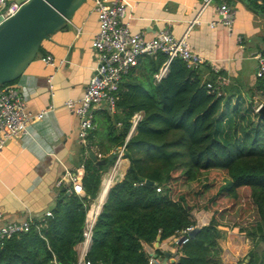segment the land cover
Here are the masks:
<instances>
[{
	"label": "trees",
	"instance_id": "1",
	"mask_svg": "<svg viewBox=\"0 0 264 264\" xmlns=\"http://www.w3.org/2000/svg\"><path fill=\"white\" fill-rule=\"evenodd\" d=\"M248 5L264 12V0ZM166 57L162 51L141 57L120 82L116 111L100 110L108 143L100 149L103 154L124 141L132 115L142 112L126 142L129 166L123 176L104 198L100 186L106 165L87 155L80 178L84 193L61 186L51 215L37 216L39 229L0 239V264H76L75 246L98 194L93 208L104 200L87 251L94 264H148L146 243L191 225L200 227L167 264H224L222 226L264 241V119L241 94L210 90L206 81L216 74L210 71L204 78L201 68L187 67L180 57L155 81ZM257 79L256 88L264 90V77ZM102 157L108 161V155ZM201 210L210 212L206 222L197 215ZM235 213L237 221L229 223L228 214ZM250 213L254 219L243 222ZM155 252L165 255L159 248ZM247 254L245 264H264L256 250Z\"/></svg>",
	"mask_w": 264,
	"mask_h": 264
},
{
	"label": "crops",
	"instance_id": "2",
	"mask_svg": "<svg viewBox=\"0 0 264 264\" xmlns=\"http://www.w3.org/2000/svg\"><path fill=\"white\" fill-rule=\"evenodd\" d=\"M128 1L132 5L129 22L133 31H143L151 37L166 26L175 36H181L188 29L187 40L191 49L206 61L201 67L204 78L210 71L214 73L212 68L217 67L221 74L230 78L225 87L228 92L233 90L248 101L264 95L263 89L256 88L258 79L253 55L256 50L264 48V20L248 4L239 0H212L199 10L201 0ZM223 1L235 9L231 30L220 23L209 24L217 17L216 6ZM195 17L197 21H193ZM97 29L93 0H86L63 28L41 42L39 55L13 82L20 88L31 111H46L42 117L29 122L26 133L8 139L0 153V209L5 220H21L28 212L43 215L53 208L60 188L57 180L66 169L81 175L85 171L87 155L78 138V116L68 109L65 101L83 95L95 64L91 40ZM238 35L241 36L240 41ZM245 39L247 45L244 44ZM244 47H249V52L246 53ZM45 54L53 56L52 64L41 59ZM245 59L252 60L247 64V72H243ZM103 117L100 110L96 111V126L89 139L90 148L87 147L101 154L100 149H105L108 144L102 130ZM113 149L114 146L106 154ZM123 159L126 162L119 178L129 166V159ZM108 172L103 171L101 181ZM98 200L99 194L90 202V208ZM222 230L219 242L224 264H236L238 261L245 264L250 250H256L260 259L264 257V241L252 240L236 228L222 226ZM75 247L77 249L78 245ZM145 248L149 253H155L156 248L165 254L168 252L169 260L177 257L174 256L177 245L172 237L146 243Z\"/></svg>",
	"mask_w": 264,
	"mask_h": 264
},
{
	"label": "built area",
	"instance_id": "3",
	"mask_svg": "<svg viewBox=\"0 0 264 264\" xmlns=\"http://www.w3.org/2000/svg\"><path fill=\"white\" fill-rule=\"evenodd\" d=\"M27 0H0V23L15 14L21 5ZM212 0H201V9ZM93 7L97 15L98 29L91 40V46L95 53V64L92 73L85 85L83 95L79 98H68L65 105L70 111L78 116V138L80 143L86 148L88 155L89 136L95 128V113L105 109L109 113H114L117 109L116 101L119 93L120 82L123 74L129 72L137 65L139 59L145 55H155L159 51L166 53L167 57L157 72L154 73V80L159 81L168 70L170 61L174 57H180L187 67L201 68L205 59L194 52L187 40L188 29L181 36H175L168 27L160 28L153 36L147 37L143 31H133L130 27L132 5L128 0H93ZM217 17L209 24H223L231 30L234 21L235 9L227 1H223L216 6ZM195 17L193 21H197ZM238 40L241 36L238 35ZM256 59L255 76L264 77V48L254 52ZM45 63L52 64L54 58L51 54L41 56ZM216 77L214 80H207L206 86L216 92L217 95L225 93V87L230 83L227 75L221 74L217 67L212 68ZM263 104L260 103L255 108L257 111ZM46 110L33 112L27 107V102L20 88L13 82L0 84V153L6 141L12 137L26 133L28 124L32 119L42 117ZM142 117L141 111H136L131 117V126L124 141L114 147L116 154L114 164L106 176L108 180L114 182L119 166L124 158L126 142L135 129L137 122ZM101 157V153H96ZM105 178V179H106ZM104 179V180H105ZM104 182V181H102ZM57 186H64L78 194L84 192L80 178L74 172L66 169L65 173L57 180ZM160 191V187L156 188ZM99 210L96 208L87 209L82 237L77 243L78 259L76 264H94L87 258V251L91 244L93 226ZM45 215H51V210H47ZM37 216L28 212L21 220H5L3 211L0 209V239L29 230L32 226L37 229L40 224L36 221ZM194 226H187L172 235L174 244L177 246L186 241L189 235L187 232ZM162 257L154 253H149L148 264H167L162 261Z\"/></svg>",
	"mask_w": 264,
	"mask_h": 264
},
{
	"label": "water",
	"instance_id": "4",
	"mask_svg": "<svg viewBox=\"0 0 264 264\" xmlns=\"http://www.w3.org/2000/svg\"><path fill=\"white\" fill-rule=\"evenodd\" d=\"M86 0H27L18 11L0 23V84L17 79L39 54L41 42L54 31L63 28L73 13ZM248 4L250 0H239ZM259 1V0H255ZM264 20V12L258 14ZM264 28V25H263ZM264 119V104L257 110ZM88 156L97 164L106 163V158H99L93 150ZM115 153H110L107 160H114ZM81 178V173H76ZM102 183V181H101ZM200 225L194 226L187 234L192 236ZM156 241H159L157 237ZM154 255H157L155 252ZM166 252L162 261L168 262ZM161 258V256H158ZM173 261V259H170Z\"/></svg>",
	"mask_w": 264,
	"mask_h": 264
},
{
	"label": "rangeland",
	"instance_id": "5",
	"mask_svg": "<svg viewBox=\"0 0 264 264\" xmlns=\"http://www.w3.org/2000/svg\"><path fill=\"white\" fill-rule=\"evenodd\" d=\"M233 2H235V1H233ZM244 44L245 45H247V39H245V41H244ZM244 49H246V53L247 52H249V47H244ZM39 55V54H38ZM37 55V56H38ZM248 62H252V60H247V59H245L244 61H243V72H247V64H248ZM126 74H123V76H122V79H123V77L125 76ZM122 79H121V81H122ZM242 81V80H241ZM263 102V104H264V95H260L259 97H253V100H252V104L254 105V107L256 108V107H258V105H260V103H262ZM102 130H103V132H104V136L106 135V128L105 127H103L102 128ZM102 132V133H103ZM104 155H108V154H102L101 155V157L102 156H104ZM125 162H126V160L125 159H123V161H121V164H120V166H119V170H120V172L119 173H117L116 174V176H115V178H114V180H116L117 178H119V176H121L120 174L122 173L121 172V169L123 168V166H124V164H125ZM113 164H114V160L112 161V160H108L106 163H105V165H106V168H105V170L104 171H106V170H109V172H110V169L112 168V166H113ZM109 172H108V174H109ZM103 173V172H102ZM103 175V174H102ZM103 183V182H102ZM102 183H101V186H102ZM254 213V212H253ZM253 213H250L249 215H247V217L245 218V219H243L242 221L243 222H245V221H252L253 219H254V217H255V215L253 214ZM253 214V215H252ZM197 215L201 218V220L202 221H204V220H206V219H209V216H210V212L209 211H203V210H201V211H197ZM237 217H238V213H235V214H233V215H230V214H228V216H227V218H226V220H228V222L229 223H232L233 221H237ZM227 225V224H226ZM171 247H173L174 245H171V244H169Z\"/></svg>",
	"mask_w": 264,
	"mask_h": 264
},
{
	"label": "bare ground",
	"instance_id": "6",
	"mask_svg": "<svg viewBox=\"0 0 264 264\" xmlns=\"http://www.w3.org/2000/svg\"><path fill=\"white\" fill-rule=\"evenodd\" d=\"M123 161V160H122ZM108 174V173H107ZM121 175V174H120ZM110 184H111V181L110 180H108L107 178L104 180V182H103V184L102 185H104L103 186V191H104V194H103V196H104V198H105V196H106V194H107V191H108V188H109V186H110ZM101 187V186H100ZM104 198H103V200H104ZM103 202V201H102ZM100 209V208H99ZM98 209V210H99Z\"/></svg>",
	"mask_w": 264,
	"mask_h": 264
},
{
	"label": "clouds",
	"instance_id": "7",
	"mask_svg": "<svg viewBox=\"0 0 264 264\" xmlns=\"http://www.w3.org/2000/svg\"><path fill=\"white\" fill-rule=\"evenodd\" d=\"M112 153V152H111ZM109 155V154H108ZM103 184V183H102ZM111 185V184H110ZM102 187V186H101ZM101 190V189H100Z\"/></svg>",
	"mask_w": 264,
	"mask_h": 264
}]
</instances>
